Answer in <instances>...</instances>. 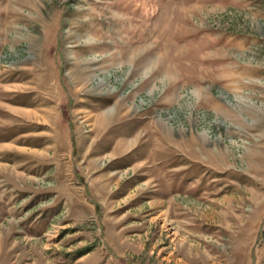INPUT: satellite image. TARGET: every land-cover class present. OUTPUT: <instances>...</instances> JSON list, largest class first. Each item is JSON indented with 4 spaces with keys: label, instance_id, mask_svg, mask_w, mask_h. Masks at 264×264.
Wrapping results in <instances>:
<instances>
[{
    "label": "rangeland",
    "instance_id": "obj_1",
    "mask_svg": "<svg viewBox=\"0 0 264 264\" xmlns=\"http://www.w3.org/2000/svg\"><path fill=\"white\" fill-rule=\"evenodd\" d=\"M0 264H264V0H0Z\"/></svg>",
    "mask_w": 264,
    "mask_h": 264
}]
</instances>
